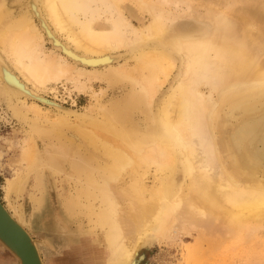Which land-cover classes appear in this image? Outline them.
<instances>
[{"label":"bare ground","instance_id":"bare-ground-1","mask_svg":"<svg viewBox=\"0 0 264 264\" xmlns=\"http://www.w3.org/2000/svg\"><path fill=\"white\" fill-rule=\"evenodd\" d=\"M125 1L0 0V102L29 124L7 187L22 191L33 175L40 196H29L39 207L49 176L65 172L64 212L99 229L105 264H138L139 252L190 230L198 244L220 230L221 241L246 239L264 219V0L185 11L200 24L189 31L173 29L171 0ZM173 3L190 9L188 0ZM47 27L65 37L66 57L90 70L46 52ZM115 57L123 61L113 65ZM82 77L122 93L82 113L56 106L52 120L33 102L49 103L39 92L62 78L82 87ZM9 215L23 227L21 215Z\"/></svg>","mask_w":264,"mask_h":264},{"label":"rangeland","instance_id":"rangeland-1","mask_svg":"<svg viewBox=\"0 0 264 264\" xmlns=\"http://www.w3.org/2000/svg\"><path fill=\"white\" fill-rule=\"evenodd\" d=\"M11 1L12 0H8V3L11 4ZM157 1L160 2V0H156L155 2ZM175 1L177 0H171V5L166 8L169 10L172 9L171 11H175L177 13L176 18L173 20L172 27L173 29L177 28L181 31H189L200 28V24L196 21V19L188 15H185L186 17L184 16L186 12H191V14L199 13L202 15L207 10V4H211L212 8L215 10L218 9L217 11H223L225 8L231 7L232 5L234 6V4L240 6L242 3V0H188V6L190 9L188 10V8H186L188 10L187 11L184 7L185 5H178V7L180 6V9L177 7L176 10H174L173 8H175V6L174 3L172 5V2ZM125 2L127 3L129 1L127 0ZM177 10L179 13L181 12L180 15H178L179 13ZM135 13L138 17H144V21L147 20V15L145 13L138 11ZM133 22L136 25L134 20ZM259 29V31H261V35L264 37V27L259 26ZM42 39L44 40L43 47L46 52L55 51L58 53L56 57L59 56L63 62L69 64L70 67L74 68V70H90L89 67H85L86 65L83 62L82 57H66L64 54V49H67L65 46V37L55 31L54 28L47 27V30L44 31ZM263 40L264 38L261 42ZM116 60H118L119 63L123 61L121 57H115L110 58V63L116 65ZM99 71H101V69H99ZM80 81H85V83L82 82V87H74L70 80L62 78L58 82L52 84L51 88L39 92L40 96L46 99L49 103H42L35 100L33 102L38 104V107L44 112L45 110H51L49 113L46 111V115L43 114L44 112H42V114L40 113V115L47 116L48 119L52 120L54 118L53 113L57 114L58 112L56 106H58V109H69L71 112L76 111L77 113H82L90 105L97 102L106 103L110 100L112 95L120 96V93H122V90L120 89L121 87H118L117 85L107 87L105 81L100 80L97 77H91L89 81H86L85 78L82 77L80 78ZM170 83L171 80L162 88L161 97L170 87ZM26 87L31 89L30 84H27ZM202 90L204 92L206 91L205 89ZM31 99L32 98H27L26 103L30 104L32 102ZM51 114L53 115L51 116ZM43 118L44 117H42V119ZM38 121L41 125L45 124L42 120ZM28 125L29 124L26 122L13 117L11 113L6 110L3 102H0L1 203L6 205L8 211L10 210L9 213H12L15 217L18 215L22 216L21 224L30 236L36 240L37 247L44 264H105L101 257L104 247L101 242L102 238L100 236L99 229L93 227V225L81 215L68 218L64 212L61 202L63 201L64 193L68 190V183L64 178L65 172L60 175L49 176V183L46 185L45 200L42 206L39 207H37L35 201H33L29 196V193L31 192L35 198L40 196V192L32 187L34 183L33 175H30L22 191H17L16 193V190L13 191V189L7 187V182L14 180L15 173L21 169L22 162L20 161L19 145L21 144L24 130H28ZM43 146L44 145H42L40 141L36 143V148L40 153ZM151 173L152 172H150L148 179L146 180L147 184H151ZM57 216L61 218L62 222H66V228H63L62 225L59 224ZM261 223H257L258 225L256 224L258 226V228H256L257 226L255 227L257 230L254 228L255 225L253 226L252 230L254 229L255 232L248 230L251 234L249 237H246V239L244 237L245 235L240 234L242 236L238 238L237 236H239V234L237 236H235V234L232 235L233 237L231 236L233 239L231 237L224 236L222 237L224 238V241H221L220 236L222 235L220 234L223 232L222 230L218 232L216 231L211 235L212 237L214 236L212 240L213 243L215 241L216 245V240L218 239L220 240V242H218L219 240L217 241L218 245H220L221 242L224 243L223 246H220L221 248L216 245V248L219 247L217 252H215V248L213 249L214 245H210L212 241L208 240L210 239L208 238L209 236L204 234L203 236H199L203 238H201V241L199 240V244L202 245L198 248L197 246L199 244L198 242L196 243V236L198 234L193 233V231L196 232L195 230H190L192 232L189 231V234H180L177 238L175 237L173 241L168 240L167 242L166 239H163L166 242L162 240L160 244L156 243L153 247H151L150 251H147L146 253L143 251L139 252L137 262L138 264H264V219ZM259 226L261 227L259 228ZM249 233H247V235ZM216 234L219 236L218 239L217 237L215 238ZM204 237L208 238L205 239L207 244L202 242ZM195 243L198 245L196 246ZM207 246H211L215 253L210 251V249L208 250L209 247ZM0 248L2 249V255L8 258L6 264H18V261L6 249L1 246ZM193 252H196L193 256V262L191 260L188 261V257L191 258ZM199 252H202V257H200L201 253L199 254ZM204 252L208 253L205 254ZM209 252H212V255H210ZM194 258H196L197 261L194 260ZM185 260L186 262H184ZM202 260H204V262Z\"/></svg>","mask_w":264,"mask_h":264},{"label":"water","instance_id":"water-1","mask_svg":"<svg viewBox=\"0 0 264 264\" xmlns=\"http://www.w3.org/2000/svg\"><path fill=\"white\" fill-rule=\"evenodd\" d=\"M0 246L17 259L18 264H44L36 240L11 218L1 201Z\"/></svg>","mask_w":264,"mask_h":264},{"label":"crops","instance_id":"crops-1","mask_svg":"<svg viewBox=\"0 0 264 264\" xmlns=\"http://www.w3.org/2000/svg\"><path fill=\"white\" fill-rule=\"evenodd\" d=\"M1 248H0V259H1V264H6L8 261V258L4 257V255H2L3 253L1 252Z\"/></svg>","mask_w":264,"mask_h":264}]
</instances>
